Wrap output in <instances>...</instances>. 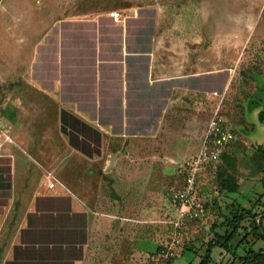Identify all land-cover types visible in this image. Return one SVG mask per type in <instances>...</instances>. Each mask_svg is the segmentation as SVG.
<instances>
[{"label": "crops", "instance_id": "crops-1", "mask_svg": "<svg viewBox=\"0 0 264 264\" xmlns=\"http://www.w3.org/2000/svg\"><path fill=\"white\" fill-rule=\"evenodd\" d=\"M141 9L119 19L57 21L30 36L27 44L41 47L26 83L45 112L20 137L9 182L0 183V264H129L127 254L140 261L163 244L162 217H175L167 191L182 186L176 171L199 151L224 99L211 83L225 73L204 43L168 37L164 23L138 18ZM64 115L79 129L63 126ZM49 121L60 147L33 149L31 142L54 136ZM247 126L245 134L255 127L250 117ZM184 143L194 149L181 160ZM163 173L176 180L165 190L167 212Z\"/></svg>", "mask_w": 264, "mask_h": 264}, {"label": "rangeland", "instance_id": "rangeland-1", "mask_svg": "<svg viewBox=\"0 0 264 264\" xmlns=\"http://www.w3.org/2000/svg\"><path fill=\"white\" fill-rule=\"evenodd\" d=\"M134 8H142L138 14L140 20L164 23L161 31L168 37L185 36L193 44L204 43L210 49L211 58L222 61L225 76L212 80L211 91H218L224 97L218 102L224 100L223 119L234 126L239 140L217 170L209 169L202 175L198 196L202 206L195 219L186 221L183 228L176 231L170 224L171 216L164 213L161 222L163 244L159 249H171L173 256L163 254L164 258L157 260L158 249L140 261L132 253L127 254V262L167 264L173 260V264L191 261L199 264L211 242L219 239L223 244L236 230L226 248L218 247L213 251L210 263L264 264V171L259 173L260 165L264 167L257 152V149L264 151V123L258 119V116L264 119V101L256 106L250 104L264 95V0H0V143H4L0 154V183L6 179L4 174L8 176L11 152L22 147L20 137L45 112V108L34 101L26 83L28 79L31 81L28 74L34 68L41 45L40 42L34 46L27 43L33 36L49 31L47 26L54 27L57 21L113 19L112 12H119V18H122L130 15ZM28 22L30 28H27ZM16 24L22 30H17ZM33 24L35 28H32ZM52 64H48L47 70L55 68ZM42 66L43 62L39 69ZM248 117L255 127L245 134L249 129ZM63 121V126L79 129L68 115H64ZM47 127V132L56 133L54 122ZM82 130L89 133L87 127ZM30 144L33 149L45 148V144L60 147L55 135L42 143ZM192 144L184 143L178 148L182 153L181 160H186L192 153ZM152 158L148 157V160ZM173 159L180 158L175 154ZM163 174L166 177L162 182L163 211L167 212L165 190L175 185L176 180L172 173ZM224 183L228 189L223 188ZM243 211L246 218L236 225V218ZM166 216H170L169 219ZM257 252L262 255L256 258Z\"/></svg>", "mask_w": 264, "mask_h": 264}, {"label": "built area", "instance_id": "built-area-1", "mask_svg": "<svg viewBox=\"0 0 264 264\" xmlns=\"http://www.w3.org/2000/svg\"><path fill=\"white\" fill-rule=\"evenodd\" d=\"M110 15L112 18L119 17L118 12H112ZM214 95L218 96V93L214 92ZM221 103H219L209 121L199 151L188 161L181 164L176 171L177 176L182 180V186L180 188L173 187L167 191V196L175 212V217L170 220V224L176 231L181 230L186 221L195 219L201 209L202 205L197 196L199 175L205 170L207 164L219 161L230 145L237 139L234 130L225 125L221 115ZM3 147L4 143H0V154ZM48 180H51L48 187L53 188L56 181L50 175ZM168 253L173 256L171 249L169 251L162 249L156 259L161 260L164 258L163 254L168 257Z\"/></svg>", "mask_w": 264, "mask_h": 264}, {"label": "trees", "instance_id": "trees-1", "mask_svg": "<svg viewBox=\"0 0 264 264\" xmlns=\"http://www.w3.org/2000/svg\"><path fill=\"white\" fill-rule=\"evenodd\" d=\"M221 115L223 116V111H221ZM258 119H259V121H260L261 123H264V119H263L262 116H258ZM225 125H226L227 127H231V128L235 131L234 126L228 124V121H225ZM234 147H235V143L233 142V143L230 145V147L228 148V150H227V151L223 154V156L220 158L219 161H217V162H215V163H209V164L206 165V170H209V169H211V170L216 169V170H217L218 167H219V165H220V163H222L223 160H224L226 157H228V156L230 155V153L233 152ZM259 152L261 153L262 158L264 159V151L261 152V151L259 150ZM263 171H264V169H263ZM7 174H8V173H7ZM4 177H5L6 179H4L3 182H1L3 185H4V184H8V182H9V176H7L6 174H4ZM201 179H202V175H199V177H198V191H197V196L199 195V183H200ZM1 181H2V180H1ZM223 188H224V189H228L226 183L223 184ZM218 192H220V191H218ZM0 193H3V194H4L5 192H4V191H3V192L0 191ZM3 201H4V200H3ZM245 215H246V212L243 211L242 214H241L240 216H237L238 218H236V225H238L239 222L245 220V218H246ZM237 221H238V222H237ZM235 229H238V226H235ZM259 232H260V231H259ZM235 234H236V230H233V232H231V233L228 235V237L226 238V240H225L226 242H224L223 244H222L221 241L219 242V239H217L216 242H211V243L208 245V247H207V250H206V254H205V256L201 259V261H200L199 264H212V263H210V261H211V258H212L213 250H214L216 247H222V248L224 247V248H226V247H227V244H229V241H230L231 239H233V237L235 236ZM159 251H161V249H159ZM260 253H262V252H257V253L254 255V257H256V258H257V257H260V255H262V254H260ZM250 255H251V256L253 255L252 252L250 253ZM251 256H250V258H251ZM244 259H245V258H243L242 260H244ZM246 259H249V256H247ZM173 262H174L173 260H170V261L167 262V264H173ZM188 264H193V261L189 262Z\"/></svg>", "mask_w": 264, "mask_h": 264}]
</instances>
